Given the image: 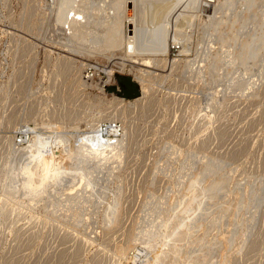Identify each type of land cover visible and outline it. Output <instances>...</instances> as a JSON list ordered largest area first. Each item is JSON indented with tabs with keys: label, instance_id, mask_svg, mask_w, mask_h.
Here are the masks:
<instances>
[{
	"label": "rangeland",
	"instance_id": "1",
	"mask_svg": "<svg viewBox=\"0 0 264 264\" xmlns=\"http://www.w3.org/2000/svg\"><path fill=\"white\" fill-rule=\"evenodd\" d=\"M229 1L220 0L222 4L211 11L214 17L229 16L228 21L215 26L216 30L207 26L205 16L191 22L190 52L179 55L174 50L167 58L179 61L177 69L170 73L167 68H157L155 74L160 77L145 78L148 96L152 93L158 101L169 100L170 105L154 104L139 111L118 109L109 102L113 96L125 103L140 96L132 75L141 68L137 56L117 52L111 64L102 58L67 54L61 45L62 20L56 22L48 10L35 7L33 0H0V56L14 57L20 66L30 59L35 70L33 80L16 77L0 82V264H109L113 261L110 254L121 246L131 228L135 235L149 229L148 247L155 243L174 254L176 259L164 264H185L186 253L197 257L196 264H264V34L257 36L264 30V0L247 6L246 21L241 19L246 0ZM129 9L132 16L131 4ZM234 14L237 20L231 23ZM149 18L151 22L158 20L157 15ZM218 28L229 37L236 33L240 38L253 35L250 39H257L244 53L237 39L228 47L214 43L213 49L208 41L218 40ZM16 44L19 54L14 56L10 52ZM226 48L238 53L232 64L222 53ZM208 51L221 52L217 65L213 58L205 61L201 72L197 63L191 69L185 67L188 60L205 59ZM63 58L75 62L74 73L82 63L98 62L106 69H100L105 78L115 70L110 82L122 89L119 78L124 77L136 85L137 95L127 98L121 93L111 94L113 86L108 93L98 92L90 84L78 86L73 82L74 73L57 70ZM121 65L125 72H118ZM26 82L32 86L30 91ZM102 114L127 123L133 139L130 146L117 150V164L108 162L98 169L87 166L88 173L93 174L86 179L92 189L80 188L66 197L70 178L57 179L51 187L44 183L39 188H44L42 191L22 187L19 180L12 187L20 177L7 170L21 157L14 159L8 147L18 126L28 122L36 126L41 140L54 132L70 146L86 134V124L94 123ZM11 118L15 123L8 126L7 119ZM75 124L83 127L70 130ZM215 182L217 185L211 187ZM68 197L73 208L63 201ZM86 218L89 222L84 221ZM152 219L156 222L150 227ZM188 224L191 233L184 236ZM202 239L207 247L198 246ZM135 243L137 249L144 246L140 241Z\"/></svg>",
	"mask_w": 264,
	"mask_h": 264
},
{
	"label": "bare ground",
	"instance_id": "2",
	"mask_svg": "<svg viewBox=\"0 0 264 264\" xmlns=\"http://www.w3.org/2000/svg\"><path fill=\"white\" fill-rule=\"evenodd\" d=\"M34 1H37V0H33L32 2V4L35 7L38 6L42 9L45 8L44 10H48L49 15H53L56 22L59 23L62 20L60 31L63 36L62 38L63 42L61 43V45H62L63 51L66 52L67 54H71L79 58H82V57L102 58V59L107 60L111 64H113L114 60H116V58L114 57L116 55L115 53L117 52H122L127 57L137 56L139 58V62H137V64H139L141 68L136 69V73H132V70H130V73H132L133 77L138 82L140 96L132 100H128L127 103H125L124 99H120L118 96H113V98L109 100V102L111 101L110 104L116 105L118 109H125V107H128L129 109H137L139 111H145L146 108H149L150 106L154 104H159V105L166 106V107L169 106L170 105L169 100L168 101L167 100L158 101L157 99H155V97L151 96L152 93L150 94V97L148 96L149 94L147 93V85L145 82V78L156 76L157 74H155V71L157 70V68H167L166 70L170 71V73H172V71L177 69L179 61L178 62H176L175 60L171 61V59L168 60L167 58L170 56L172 47L178 46L177 52L179 53V55H186L190 52L192 36L190 34L191 32H189L190 30H188V27L192 25L191 22L194 19L200 20L203 16H205L207 18V22L205 23L209 27L212 26L213 30H216L215 26L221 25L222 23H225L226 21L229 20V16L227 17L224 15L223 16L219 15L220 17H217L215 14V17H214L213 14H211V11L216 10L219 4L220 5L222 4V2L221 3L219 2L220 0H168L169 4L165 2L167 0H147V2H144L143 0H52L51 4L46 2V0H42L40 3H36ZM225 2L223 4H225ZM253 2L254 0H246V6L243 7L245 9L244 13H241V19H243V21H246L248 19V15H247L248 7L247 6L249 4H252ZM130 4L132 6V11H133L132 16H131V10L129 9ZM153 15L154 17L155 15H157L158 20L155 22L152 21L153 22L152 23L149 16H153ZM236 20H237V15L236 14L232 15L231 23L232 22L235 23ZM262 25H264V23ZM228 27H230V25H228ZM158 31L161 32L160 33L162 35L161 40H156L154 38V34ZM253 32L254 30L252 31V33ZM225 33L224 31L221 30V28H218V32L216 34L218 40L213 41V39L209 38L208 42L213 43V47L211 48L214 49V43H217V42L219 43L220 47H223V46L228 47L229 43H232V41L237 39L239 40L240 49L244 53L248 51L249 46L252 44L254 40L257 39V36H260V38L261 36H263L264 30L261 32L260 35L257 34V36L256 37L254 36V38L252 39L250 38L253 35L252 36L249 35L251 36L250 38L248 36L244 38H240L238 37L236 33L231 37H229L228 35H225ZM222 53H226V56L229 58V64L234 63L235 59L239 57V56H236L237 52H234V53L233 51L230 52V50H228L227 48L224 49ZM204 57L205 59L199 60L197 62L192 61L193 59L190 62L189 60L187 62L185 60L184 62L187 63V66L185 65V67L191 69L192 66L197 63L196 65L198 68L197 67L196 68L198 69V72H201L202 69H205V65L208 60L212 61V59L214 58L215 59L214 63H216L217 65L218 62L222 59L221 52L219 51H217L215 54H213V52L208 51L204 54L203 58ZM247 57H248V54H247ZM74 63L75 62L72 59L67 60L63 58L61 61H59V64L57 65V70L61 74L62 73H66V74L72 73L73 74L74 73V70H73ZM86 65L87 64H84V63H82L81 66L79 65L80 69L78 70L77 73L76 72L74 73L75 76H74L73 82L80 87H85L87 84L88 85L90 84V86L94 87L98 92L105 93L103 89V85L111 81L110 79L115 74L116 71L110 70V74L108 75V78H106L107 81L105 79L104 81L101 80L98 83V82H95L94 80L89 81L85 79L84 75L82 74V71L86 67ZM32 68L34 69V67ZM97 68L104 70V71L106 70L105 68L101 67V65H99L98 62H97ZM119 68H120V71L118 72H125L124 65H121ZM183 68H184V65H183ZM33 69H31V74H33ZM80 75H82V78H80ZM102 104H105V103H102ZM198 105H196V107ZM193 109L194 108H192V110ZM119 111L116 114H119ZM201 116L204 117L205 115H201ZM113 117H111V115H103V114L99 117H96L95 119L96 121L94 123H92L93 122L92 121L91 123L89 122L88 124H86V126L88 127V131L85 132L86 134L80 137V139L78 140V143H75L73 140V142L70 143V146L68 145L69 143L66 142L64 137L62 138L59 135H54V132L53 134L51 133V136L50 135L47 136L46 139L48 141L47 140L43 141L40 139L41 134H38V131L35 125L32 127L30 126L29 128V126L27 125L28 122L22 123L20 127L24 126L25 124L26 127L28 126L27 127L28 130L32 131L33 134H32V137L30 138V141L27 143V145L17 147V149H14L16 147H15V144L12 142L13 144H11L10 147H8L10 148L8 150L9 153L7 152L8 154L13 155V153L16 152L21 157L20 159V157L18 156L20 161L13 163L10 166V168L7 170L9 171L11 175H14V177L15 175L17 177L18 176L20 177V179L19 178L15 179V184L12 187H15V185H17L16 181L19 180L22 183V187H25L27 189L38 190L42 186V184L44 186V183H46L47 187H51L57 184V179L70 178L71 180L69 181V183L67 182L68 186L65 189L67 191V193H65L66 197L67 196L70 197L71 194H73L76 190L79 191L80 188L82 190H87L88 188H90L88 184L91 182H88V180L86 179H89L90 177L88 176H92L93 174H92V171H91V174L88 173L87 166L89 167L90 166L89 164H92L98 169L99 167L105 164H108V162L110 163L112 162L111 164L116 163L115 160H117L118 158L117 153L120 152L119 148L120 147L122 148L123 145L125 146V148H127L126 146H128L129 143L132 142L131 140L133 139L132 133L129 134V130H128L129 127L126 125L127 123L125 124V122L123 121L120 122L121 128H120L119 133H116L115 129H112V128L108 129L107 127L104 126V123L106 121L117 119V117H114V118ZM7 120H9L7 122L8 126H12L13 123H15L14 118L7 119ZM128 124L130 126V123ZM81 127L83 126L75 124V126H70L69 128L70 130L71 129L78 130ZM60 130H62V128H60ZM40 147L42 148L41 150L39 149ZM117 150H119V152H117ZM75 159L76 160L78 159L81 162V165H79L78 160H77L78 164H76ZM207 162H205L206 163L205 168L208 166ZM13 171H16L17 173L14 174ZM104 173H107V172H104ZM92 182L93 183L91 185L94 184V181ZM215 185H217L216 182L213 183L211 187ZM42 189L44 188H41V190L40 189L39 190L42 191ZM69 197L64 199L63 201L68 207H72L69 201L70 200ZM174 205L177 206L176 204ZM54 211L56 212V210ZM51 218L52 220L55 219L53 218V215L51 216ZM84 221L89 222V219L86 218ZM154 221H155L154 219L149 220L148 223L150 224V227L152 226L151 224ZM166 224H167V221L165 225ZM198 226L201 227L200 224H198ZM190 229L191 228L189 224L186 225V228L183 229V232H186V234L182 233V235L185 236V235H188V233H191ZM150 235L151 233L149 229L141 230L138 233V235H135L131 228V230L128 231L125 237V240L121 244V246H119L116 250H114L110 254V257L111 259H113V261L109 264H164L163 262L166 260H168L170 263L172 259L175 258L174 254H172L169 251L163 250V247H160L159 245L156 246L155 243L152 245V247H148ZM136 241H140V244L144 246H142L141 249H137L135 246ZM204 243L202 239V243L198 244V246L201 247V246L206 245ZM190 255L191 254L186 253V255L184 256L185 262L188 264H196L197 257H195L194 259L193 256L191 257ZM202 258L204 259L205 256ZM139 261H142V262H139Z\"/></svg>",
	"mask_w": 264,
	"mask_h": 264
},
{
	"label": "built area",
	"instance_id": "3",
	"mask_svg": "<svg viewBox=\"0 0 264 264\" xmlns=\"http://www.w3.org/2000/svg\"><path fill=\"white\" fill-rule=\"evenodd\" d=\"M46 2L51 4L52 0H46ZM160 33L161 32L158 31V33H156V35H154V38L156 40L162 39V35ZM15 46H16V48L10 52L14 56L19 54L16 51V49L19 48V45L16 44ZM174 50L177 51L178 46L171 48V51H174ZM2 55H3V53H2ZM29 60L30 59H28L27 63L23 64L25 66H22V65L20 66V65H16V64H19V61H17L14 57L7 59L6 56H0V82H2L4 84V83H6L7 79H13L16 77H24L25 79H29V80L32 78V76H34V78H35V70L33 71V75H32L31 74V67H30L31 63ZM32 65H33V61H32ZM101 74H103V75H101ZM83 75H84L86 80H89V81L94 80L95 82H98V83L101 80L104 81L106 79L105 73L103 71H101L100 69H98L97 64H94V63H88L86 65V67L83 69ZM29 80H25V81H29ZM31 80H33V79H31ZM26 84H29V83L26 82ZM29 85L30 86H29L28 90L30 91V89H32V86H31V84H29ZM111 86H113L112 87L113 90L111 91V94L118 95L122 92V89L120 88V86L114 82H109V83L103 85L104 91L106 93H108V88ZM30 101H32V100H30ZM30 101H27L25 103L24 107L21 109L24 110L25 107L28 106V102H30ZM35 106H36V104L34 102L33 108L36 109ZM27 125L30 128L31 124L28 123ZM104 126L107 127L108 129H110V128L115 129L116 133H119L120 128H121V123L117 119H112L111 121H106L104 123ZM27 127L24 124V126H21L20 128L18 126V128L16 129L15 134L12 137V142L15 144V147H16L14 149H17V147L25 146L30 141V138L32 137L33 132L28 130ZM15 151H17V150H15ZM17 155H18V153H16V152L13 153V158L18 159L16 157Z\"/></svg>",
	"mask_w": 264,
	"mask_h": 264
},
{
	"label": "trees",
	"instance_id": "4",
	"mask_svg": "<svg viewBox=\"0 0 264 264\" xmlns=\"http://www.w3.org/2000/svg\"><path fill=\"white\" fill-rule=\"evenodd\" d=\"M120 85L122 86L121 94L124 97L130 98L135 97L137 95L136 85L132 82H128V80L124 77L119 78Z\"/></svg>",
	"mask_w": 264,
	"mask_h": 264
}]
</instances>
